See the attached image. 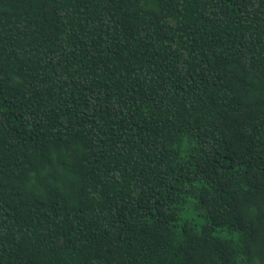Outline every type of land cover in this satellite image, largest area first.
<instances>
[{
  "label": "trees",
  "instance_id": "trees-1",
  "mask_svg": "<svg viewBox=\"0 0 264 264\" xmlns=\"http://www.w3.org/2000/svg\"><path fill=\"white\" fill-rule=\"evenodd\" d=\"M0 264H264V0H0Z\"/></svg>",
  "mask_w": 264,
  "mask_h": 264
}]
</instances>
